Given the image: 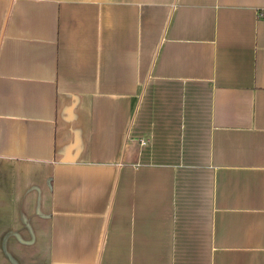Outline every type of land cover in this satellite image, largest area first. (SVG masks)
Wrapping results in <instances>:
<instances>
[{
    "label": "crops",
    "instance_id": "0c3cea01",
    "mask_svg": "<svg viewBox=\"0 0 264 264\" xmlns=\"http://www.w3.org/2000/svg\"><path fill=\"white\" fill-rule=\"evenodd\" d=\"M0 264H264V0H0Z\"/></svg>",
    "mask_w": 264,
    "mask_h": 264
}]
</instances>
